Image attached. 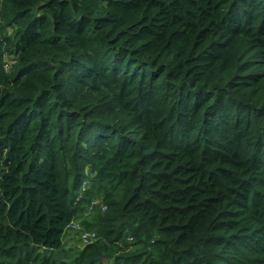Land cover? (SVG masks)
I'll return each mask as SVG.
<instances>
[{"label":"trees","instance_id":"obj_1","mask_svg":"<svg viewBox=\"0 0 264 264\" xmlns=\"http://www.w3.org/2000/svg\"><path fill=\"white\" fill-rule=\"evenodd\" d=\"M107 260L264 264V0H0V264Z\"/></svg>","mask_w":264,"mask_h":264},{"label":"rangeland","instance_id":"obj_2","mask_svg":"<svg viewBox=\"0 0 264 264\" xmlns=\"http://www.w3.org/2000/svg\"><path fill=\"white\" fill-rule=\"evenodd\" d=\"M88 184L87 183H84L83 184V187H88L87 186ZM94 205H99L100 206V201L99 200H96V202H92ZM105 206H102V211H105ZM87 217L89 219H92L93 217V214L90 212L87 214ZM76 224H74V226L72 227L73 230L69 231L66 235V243L67 245L69 246H79L81 247V245L84 244V241H83V238H82V235L85 231H91V232H95L96 230L94 228H91V229H86L84 228L82 225H81V220H76L75 221ZM82 229V230H81ZM95 230V231H93ZM96 233V232H95ZM97 235V234H96ZM97 239V237H96ZM104 264H111V261L107 260V262H105Z\"/></svg>","mask_w":264,"mask_h":264},{"label":"built area","instance_id":"obj_3","mask_svg":"<svg viewBox=\"0 0 264 264\" xmlns=\"http://www.w3.org/2000/svg\"><path fill=\"white\" fill-rule=\"evenodd\" d=\"M96 237H97L96 233L91 232V231H85L82 235L84 244H89V243L95 241Z\"/></svg>","mask_w":264,"mask_h":264}]
</instances>
